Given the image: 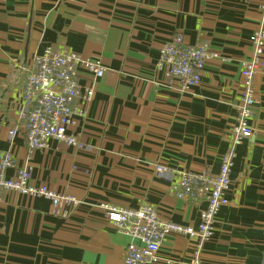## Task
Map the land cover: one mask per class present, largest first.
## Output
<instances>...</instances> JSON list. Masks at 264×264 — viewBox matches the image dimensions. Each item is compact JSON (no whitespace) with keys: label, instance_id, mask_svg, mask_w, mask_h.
Masks as SVG:
<instances>
[{"label":"crops","instance_id":"0c3cea01","mask_svg":"<svg viewBox=\"0 0 264 264\" xmlns=\"http://www.w3.org/2000/svg\"><path fill=\"white\" fill-rule=\"evenodd\" d=\"M260 24L258 0L0 1V151L10 150L16 166H31L30 185L81 202L55 208L44 197L0 191V264H122L129 238L107 220L103 203H149L162 220L196 226L205 202L177 198L172 185L182 171L218 172L245 89L240 62L252 55L249 37ZM176 32L220 55L186 90L156 67ZM47 46L99 58L104 72L77 70L78 83L95 88L87 117L67 128L81 147L48 139L29 152L19 118L22 82ZM252 87L253 134L235 147L227 203L199 264L264 262V66ZM156 164L173 172L158 173ZM196 250V240L172 233L153 264H187Z\"/></svg>","mask_w":264,"mask_h":264},{"label":"built area","instance_id":"2783aa9c","mask_svg":"<svg viewBox=\"0 0 264 264\" xmlns=\"http://www.w3.org/2000/svg\"><path fill=\"white\" fill-rule=\"evenodd\" d=\"M258 8L261 24L249 37L253 53L249 59L240 62L245 89L239 97L236 120L231 128V146L222 155L217 173L212 174L206 170L182 171L172 185L177 198L193 204L205 202L198 223L191 226L162 220L149 203H143L137 208L101 204L107 220L117 232L129 238L123 250L122 264L157 262L162 240L172 233L196 240L198 250L194 252L195 258L187 264H199V249L212 237L215 216L227 203L226 193L231 185L235 147L253 134L249 124L252 107L256 102L252 80L257 70L264 66V0H258ZM219 56L206 43L188 44L184 41L183 34L176 32L160 48L156 67L158 70L164 69L168 77L176 78L180 90H186L199 85L206 63ZM79 68L95 77L102 76L104 72L99 58H81L68 50L47 46L42 53L34 55L22 82L19 108V118L24 125V138L29 152L45 148L48 139L81 147L78 136L67 133V128L74 123L76 117L82 120L87 117L95 88L92 84L81 86L78 83ZM154 167L158 173L168 175L173 172L163 164H156ZM8 169L12 170V174L6 177ZM30 177L31 166L28 163L16 166L10 150L0 151V191L12 190L20 195L44 197L55 208L64 206L71 209L81 203L74 196L52 190L45 184L30 185Z\"/></svg>","mask_w":264,"mask_h":264}]
</instances>
